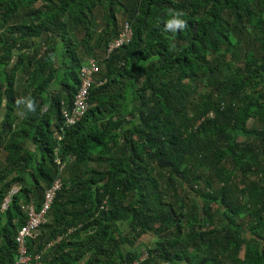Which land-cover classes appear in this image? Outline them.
<instances>
[{"label": "trees", "instance_id": "16d2710c", "mask_svg": "<svg viewBox=\"0 0 264 264\" xmlns=\"http://www.w3.org/2000/svg\"><path fill=\"white\" fill-rule=\"evenodd\" d=\"M0 153V264H264V0H0Z\"/></svg>", "mask_w": 264, "mask_h": 264}, {"label": "built area", "instance_id": "2783aa9c", "mask_svg": "<svg viewBox=\"0 0 264 264\" xmlns=\"http://www.w3.org/2000/svg\"><path fill=\"white\" fill-rule=\"evenodd\" d=\"M131 38V30L128 23H124L120 34L114 38L107 46L105 56L118 49L121 46L129 42ZM100 59L90 57L82 63L79 71V85L74 95L72 105L69 109L62 108L61 116L63 118L64 126H71L75 124L85 114L88 108V97L90 89L94 84H102L104 81H96L95 76L99 71ZM59 163V161H58ZM62 167V165L60 166ZM61 181L56 178L50 187L44 192L43 200L39 208H36L33 204H22L21 210L26 215L25 223L18 229L14 241L16 244V255L14 257L13 264H39L43 252L31 253L28 250L26 240L28 238H34L38 227L46 222V214L50 209L54 194L61 187ZM61 236H58L52 242L46 245V249L57 244L61 240ZM146 257L143 254L139 261ZM137 264V262H134Z\"/></svg>", "mask_w": 264, "mask_h": 264}, {"label": "clouds", "instance_id": "9594fccd", "mask_svg": "<svg viewBox=\"0 0 264 264\" xmlns=\"http://www.w3.org/2000/svg\"><path fill=\"white\" fill-rule=\"evenodd\" d=\"M181 15H182L181 13L174 14L172 18L168 20L167 23L165 24L166 26L165 30L171 32H175L176 29L183 30L186 26V21L180 18ZM30 107L31 105L29 104V108Z\"/></svg>", "mask_w": 264, "mask_h": 264}, {"label": "rangeland", "instance_id": "374dc122", "mask_svg": "<svg viewBox=\"0 0 264 264\" xmlns=\"http://www.w3.org/2000/svg\"><path fill=\"white\" fill-rule=\"evenodd\" d=\"M122 18H120V16L118 17V23H119V27L121 26V24H122ZM2 157V155H1V153H0V158ZM245 226L246 225H243V228H245ZM155 240V237H146V238H144L142 241L145 243V244H147V245H149V244H151L153 241Z\"/></svg>", "mask_w": 264, "mask_h": 264}]
</instances>
